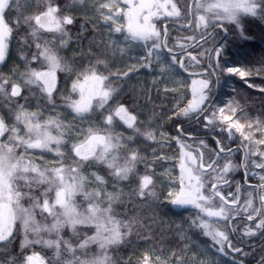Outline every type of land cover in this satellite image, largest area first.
Returning <instances> with one entry per match:
<instances>
[{
	"label": "snow or ice",
	"instance_id": "obj_1",
	"mask_svg": "<svg viewBox=\"0 0 264 264\" xmlns=\"http://www.w3.org/2000/svg\"><path fill=\"white\" fill-rule=\"evenodd\" d=\"M125 2L128 3L129 0ZM118 3L119 0H109L108 3L100 5L104 21H112L115 24L117 15L127 16L129 23L128 34L124 36L125 41H144L147 55L140 56L137 64L125 72L119 74L108 72L105 75L104 71L108 69L107 58L101 59L98 55L95 64L79 70L81 61L73 59L74 66H69L60 55V51L68 45V40L64 38L68 36V32L64 26L74 23L71 15L64 14L66 10L64 7L58 6L54 0H44L46 10L38 8L37 14L24 17L23 10L28 7L29 0H0V64L5 63L10 39L14 38V29L21 28V23L31 29L27 36L20 38V47L27 52V55L21 56L25 61V70L21 72L18 68H13L11 75L7 76L0 72V97L6 102L0 103V113L7 109L6 114H0V242H10L14 236V227L19 224L23 235L19 245L21 250L19 255L24 256L22 264H45L46 257L38 252L33 251L32 254L25 255L31 245H42L53 250L49 264H110L107 254L109 248L121 244L132 231L133 220L116 218L119 214L113 205L122 203L121 197L125 194L118 182L127 180L130 173L135 174L137 163L145 159L141 157L139 151L132 150L131 145L136 143L141 135L146 140H154L155 136L150 131H141L137 117L131 115L123 103L115 108L111 107L109 102L114 100L118 89L111 87L109 81L113 76L127 77L129 73L139 71L140 68H149L156 63L159 52L164 49L172 53L173 49L168 47L167 30L163 32L166 39L161 41V32L150 21L153 16L158 17L160 9H164L163 14L170 17H180L181 10L175 3H171V0H165V4L150 2L135 6L139 11L134 14L121 10L113 13L111 9ZM168 4L171 5V11L166 10ZM257 7H260L257 0H216L215 3L207 4L195 0L196 9H202L205 13L223 9L228 19H234L236 11L241 9L255 15ZM104 8H109V13L105 14L102 11ZM153 8L158 11L153 12ZM145 9L148 10V15L143 17L141 26L138 23L139 15ZM8 13H15V23ZM189 13H192L191 9ZM204 21L205 16L200 15L196 21L197 27ZM41 30L52 33V37L49 39L40 35ZM111 31L123 33L124 28L117 26ZM148 42H151V47H148ZM33 44L35 51H32ZM108 47L104 45L105 50ZM111 49L115 53L117 45L111 44ZM212 51L217 56L220 55L219 49L214 48ZM191 59L196 63L200 62L198 56H192ZM177 63L180 68L187 70V64L176 55L171 56V61L167 65H163L162 62V65L158 66L161 67V72L165 73ZM99 66H103V69ZM209 66L214 71L208 73V78L193 80V99L188 102L186 108L180 109L177 115L187 116L193 113L197 123L203 122L205 129L217 132V135L212 137L215 148L205 140H200L197 151L199 152V147L202 146L207 156L201 154L199 157H193L191 152L182 151V156H186L188 162L181 161L180 189L179 192H174V198L169 202L176 206L190 205L198 210L193 223L203 229L204 235L210 236L215 244L221 245L218 251L223 252V245L227 243L233 251L240 252L241 249L231 244L225 231H217L204 217L220 218L228 222L233 218V214L239 217L244 213L248 221L255 223L256 230H264V204L260 208H255L251 199L259 196L264 202V148L259 147L264 145V118L238 117L239 106L234 101H229L224 106L211 103L210 77L216 75L215 69L238 75L241 79L252 75L253 70L239 67L224 68L220 64ZM255 71L264 72V68ZM59 72L76 74L71 92L67 96H62L65 115L61 118L58 113L56 116L41 120L40 112L28 110L31 98L38 100V108L48 109L51 106L54 110L57 107L55 95L67 91L57 84ZM85 84L91 86L87 94ZM77 90L80 99L74 100L72 93ZM260 91L264 92V87L260 88ZM68 109L71 112H67ZM71 113L75 115L68 120ZM12 116L14 120L10 121ZM117 117L123 121L126 129L130 130L127 136L124 132L115 131L120 126L116 121ZM64 120H68V123L65 124ZM85 123L88 124L87 129L83 127ZM177 132L181 137L185 134L183 127H179ZM236 133H239L240 148L244 150L243 165L246 168V176L260 175L262 182L259 186L249 185L253 191L248 192L250 198L244 201L243 207L240 205L242 199L239 195L242 191L240 186L236 187L235 192L229 190L226 194H222L221 187L228 185L231 189L228 175L236 165L230 159L233 148L227 141H234ZM256 133L260 134L259 139L256 138ZM73 134L77 139L80 136L84 139L72 144L68 149L65 136L72 138ZM173 139H176L182 150L192 147L183 139L176 137ZM17 149L22 151L18 153ZM32 149H40L41 155L55 152L57 159L51 166L38 164L35 162V156L29 155V150ZM116 153H124L123 164L118 162ZM211 153H215V159ZM252 157L258 159L253 160ZM160 159L161 157H154L153 162L157 163ZM68 160H72V164H68ZM221 160L226 163L221 165ZM93 162L104 163L111 170L110 174L113 177L111 192L107 190L108 181L103 176L95 172L90 175L83 173L85 163L90 165ZM253 169H260L261 172L257 173ZM153 175L151 173L143 175L138 189H132L128 195L155 197ZM169 176L171 178L170 173ZM172 187L175 190V182ZM78 196L82 199L78 200ZM230 204L233 207H229ZM37 216L44 222H39ZM236 230L233 228V232ZM42 234H47L48 238ZM245 235L254 236L256 231L248 227ZM94 245L98 246L99 251L92 247ZM0 250H3L2 247ZM157 260L158 264H166L163 258L158 257ZM11 264L21 262L13 258ZM143 264H150L147 256ZM176 264H198V261L195 257L186 261L181 255Z\"/></svg>",
	"mask_w": 264,
	"mask_h": 264
},
{
	"label": "trees",
	"instance_id": "obj_2",
	"mask_svg": "<svg viewBox=\"0 0 264 264\" xmlns=\"http://www.w3.org/2000/svg\"><path fill=\"white\" fill-rule=\"evenodd\" d=\"M54 2L66 9L65 15H71L74 18L72 25L64 26L68 32V36L64 37L68 40V45L60 51V55L64 57L69 66H74L72 61L75 59L81 61L79 70H83L95 64L99 55L101 59H108V69L104 71L105 75L108 72L119 74L128 70L120 64L118 55L113 53L111 44L104 37L103 26L110 23L109 21L104 23V19V22L102 21L100 5L104 3V0H83L82 3L80 0H54ZM257 2L260 7H257L255 15L247 13L237 22L223 21L219 23L221 29L218 27L210 28L207 34H203L204 38H201L199 32L193 27L194 0H171V3H175L181 10V16L170 17L164 15L163 18L155 20L156 27L161 32V41L166 39L163 35L164 30L169 33L167 37L168 47H171L173 52L168 53L167 49H164L168 54L179 57L181 49L186 45L180 44L192 42L189 45V47L192 46L190 51L193 56H198L200 62L196 63L190 57H186L183 62L187 64V71H204L201 73L202 75L196 76L208 78V73L214 71L209 65L216 64H220L224 68L239 67L253 70L252 75L243 79L238 75L228 74L226 71L220 72L219 69H215L216 75L210 77L212 86L211 103L216 106H224L229 101H234L239 106L237 109L238 117L247 116L252 119L264 118V92L260 91V88L264 87V72L257 73L255 71L264 68V0H257ZM169 7H171L170 4ZM38 8H45L46 10L44 0H29L28 7L23 10V16L28 17L37 14ZM189 9L192 10L191 14ZM8 16L15 23V13H8ZM32 23L34 24V21ZM30 32L31 29L23 23H21V28L14 29V38L10 39L9 52L5 63L0 64V72L6 76L11 75L4 69L6 66L11 71L13 68H18L21 72L25 70V61L21 59V56L27 55V52L21 49L20 38L27 36ZM189 34H192L194 40L186 39ZM40 35L50 39L53 34L41 30ZM28 38L31 39L30 36ZM104 45L109 47L105 50ZM212 45L220 49V55L217 59L211 55V59L206 63V55ZM125 47L129 48V45L126 44ZM132 50L133 54L141 55L139 53H143L136 44H133ZM32 51H35L34 44L32 45ZM199 53L205 54L198 55ZM99 67L103 69V66ZM175 68L183 82L174 89L156 88L152 84L145 83L140 76L135 75V72L129 73L127 77L122 75L110 77L111 87L118 89L114 100L109 102L111 107L115 108L123 103L129 109V113L137 117L141 131H150L155 136L154 140H146L141 135L137 138V142L131 145V149L139 151L141 157L145 159L137 163L135 174L130 173L127 180L118 182L125 194L121 197L122 203H116L113 207L119 214L116 217L117 219L133 220L134 223L132 231L124 241L109 248L107 254L110 258V264H142V260L148 253L166 255L176 260L181 255L185 258L189 253H196L204 258V264H264V230H256L255 223L248 221L246 214L242 213L239 217L233 214L231 222L227 223L225 229L231 244L241 249V251H233L232 247L225 243L223 245L224 251L221 252L218 251L221 245L211 241L209 236L204 235L203 229L196 227L193 223L198 210L194 208H176L168 200V192L173 189V182H175V188L178 185L174 159L179 157V149L176 145V139H173V137L183 139L184 142L188 141L195 146L199 145L200 140H205L211 147L215 148V141L212 137L217 135V132H210L205 129L203 122L197 123L193 113H189L187 116L177 115L180 109L188 106V102L193 99V94L188 83L191 75L185 74L179 63ZM74 81H76L75 72L72 74L59 72L57 74V84L62 88H66L67 91L55 95L57 107L54 110L51 106L48 109L38 108V100L31 98L28 110L40 112L41 120L56 116L58 113L63 118L65 106L62 96H67L71 92ZM82 81L83 77H81ZM250 84L253 86L249 87ZM72 99H80L79 90L72 93ZM0 103H6L3 97H0ZM40 103H47V101H40ZM67 112H71V110L68 109ZM6 113L7 109L0 114ZM74 115L75 113H71L68 120H71ZM11 120H14V116L10 118ZM68 120L63 122L67 124ZM116 121L120 126L115 131L117 133L124 132L127 136L130 130L126 129L119 117L116 118ZM242 122L245 121L242 120ZM76 123L79 124L78 121ZM20 127L23 128V125ZM83 127L87 129L88 124L85 123ZM179 127H183L185 130L182 137L177 132ZM259 136L260 134L256 133L257 139H259ZM83 139V136L77 139L75 134L72 138L65 136L66 147L70 149L72 144L79 143ZM227 143L233 148L230 159L236 167L228 175L231 189L228 188V185H221V187L224 194H226L229 190L235 192L236 187L240 186L242 188L239 194L242 197L240 205L243 207L244 201L250 198L248 192L253 191L249 185L259 186L262 182L260 175L248 174L246 176V168L243 165L244 150L240 148L239 133H236L234 141L230 140ZM259 147L264 148V145ZM199 150L201 154L208 155L202 146L199 147ZM21 151L22 149H17L18 153ZM29 155L35 156L36 163L47 164L48 166H51L57 159L55 152L41 155L40 149L29 150ZM116 155L118 156V162L123 164L124 153H116ZM210 155L215 159V153ZM154 157H161V159L154 163ZM251 159L255 160L258 157H252ZM67 163L72 164V160H68ZM224 163L226 161H220L221 165ZM253 171L261 172L260 169H253ZM92 172L103 176L108 181L107 190L109 192L113 190V177L106 164L93 162L89 165L85 163L83 173L90 175ZM146 173L154 174L155 187L153 190L156 196H129L128 193L132 189H138L140 178ZM77 199L80 200L82 197L78 196ZM251 199H253V207H261L262 203L259 196L251 197ZM104 206H107L106 200ZM229 207H233V205L230 204ZM37 220L41 223L44 222L40 216H37ZM196 223L198 224L199 221H196ZM248 227L255 230L256 235H245ZM183 228H185L184 234H182ZM233 228L237 230L233 232ZM42 235L48 238L47 234ZM184 237H187V240ZM31 238L30 235L29 239ZM22 239V230L17 224L14 227V236L10 242H0V247L3 249L0 250V264H11L13 258L22 264L24 256L19 255L21 251L19 245ZM92 247L99 251L98 246L94 245ZM33 251L46 257L45 264H49V260L53 257V250L42 245L29 246L25 255L32 254Z\"/></svg>",
	"mask_w": 264,
	"mask_h": 264
},
{
	"label": "rangeland",
	"instance_id": "obj_3",
	"mask_svg": "<svg viewBox=\"0 0 264 264\" xmlns=\"http://www.w3.org/2000/svg\"><path fill=\"white\" fill-rule=\"evenodd\" d=\"M108 2H109V0H104V3H108ZM150 2L165 4V0H129L128 3H126L125 0H119V3L114 8H112L111 11L113 13H115L117 10H121L124 13L134 14V13L139 11L138 7H135V6H138L142 3H150ZM201 2H203L205 4L215 3L216 0H201ZM193 7H195V0H194V6ZM194 9H195V12L193 13V15H194L193 27L197 30V32H199V35H201V33L207 34L208 31L210 30V28H213V27L214 28L218 27L219 29H221V26L219 25V23H221L223 21L237 22L243 15L250 13V12H245L242 9L237 10L235 13V18L234 19H228L227 15L224 13L223 9H215L212 12H207V13H205L202 9H199V10L196 8H194ZM166 10L171 11V7H169V4L166 5ZM102 11L105 14H107V13H109L110 9L104 8ZM152 11L157 12L158 10L156 8H153ZM163 12H164V9H160L158 17L153 16L151 18L150 23H152L153 25L156 26L155 20L163 18L164 17ZM145 15H148L147 9H145L143 12H140L138 23L141 26L143 25V17ZM200 15L205 16V21L203 23H200L199 26L197 27L196 21L198 20ZM102 21H103V16H102ZM109 22H110L109 24L104 22L106 24L103 26V34H104L105 39L110 44L115 43L117 45V49H116L114 54L118 55L120 64L124 65L126 68H129L134 64H137V60L140 56H146L147 55V48L145 47V42L139 41V40L125 41L124 36L128 34L127 28H128V23H129L127 16L122 15V14L117 15L115 24H113L112 21H109ZM117 26H123L124 32L123 33H116V32L111 31V29H114ZM134 26H135V23H134ZM218 28H217V30H218ZM157 30H158V28H157ZM186 39L194 40L192 34H189ZM126 44L129 45V48L125 47ZM133 44H136L141 48V50L143 51V53L142 52L139 53L141 55H137L136 53L135 54L132 53ZM184 44H186V45L184 46V48L181 49L180 55H184V53H191L189 45L192 44V42L183 43L180 45H184ZM148 47H151V42H148ZM121 49H123V50L121 51ZM216 49H219V48L216 47ZM123 53L127 54V55H124ZM180 55H179V57H180ZM171 56L172 55L168 54L165 50L160 51L159 52V58L156 60V63H154L152 65V67L140 68L139 71L135 72V75L140 76L145 83L152 84L156 88L174 89L181 82H183V81H181V77L175 68V66L178 63L173 65L172 68L165 73H162L161 67L158 66V65H162V62H163V65H167L168 63H170ZM4 69H6L7 73L11 74V70L9 67L6 66ZM200 79H203V78L201 76H196V75H194V76L191 75L189 77L188 83L190 85L191 90L193 89V80L199 81ZM81 83H83V81ZM90 87H91L90 84H85V94H87V91ZM192 94H193V92H192ZM185 143L192 145L188 141ZM176 145L179 149V157H177V159H174V158L173 159L175 160L174 161V169L176 170V181H177L178 185L175 188V190H173V189L169 190V192H168V200L169 201L174 198V192H179V189H180L179 178L181 176V161L183 160L186 163L188 162L187 157L182 156V151L185 153L191 152V155L193 157H199L201 155L200 150L198 152L197 146H195V145H192L191 148H184L183 150L181 149V146L179 144H177V142H176ZM234 151H236V150H234ZM198 162H199V160H198ZM170 193H173V195H170ZM222 194H224L223 191H222ZM229 199H231V198H229ZM261 203L264 204V202H262V201H261ZM173 206L176 208H193L190 205H187V206L173 205ZM205 219L209 220V222L213 225V227L217 231H225L227 223L231 222L230 220L228 222H225L220 218L205 217ZM184 232H185V228L182 229V234H184ZM184 238H185V240H187V237H184ZM210 239H211V241H213L211 237H210ZM184 249L186 250V247ZM146 256L148 257L150 264H158V260H157L158 257L163 258V260L166 262V264H176V262H177L176 259H173L170 256H166V255H158V254H154V253H148ZM193 257L196 258V260L198 261V264H199V262H202V264H204V258L202 256H200L199 254H196V253L187 254L185 257V260L188 261ZM143 261H144V259L142 260V264H143Z\"/></svg>",
	"mask_w": 264,
	"mask_h": 264
},
{
	"label": "flooded vegetation",
	"instance_id": "obj_4",
	"mask_svg": "<svg viewBox=\"0 0 264 264\" xmlns=\"http://www.w3.org/2000/svg\"><path fill=\"white\" fill-rule=\"evenodd\" d=\"M205 36H207V35H205ZM203 38H204V37H203ZM214 48L216 49V46H214V45H212V46L209 48V50H208V52H207V55H206V60H207L206 63H208L209 56H211V55H213V56L215 57V59L218 58V56H216V53L212 51V49H214ZM190 57H192V56H190ZM185 58H186V57H185Z\"/></svg>",
	"mask_w": 264,
	"mask_h": 264
},
{
	"label": "water",
	"instance_id": "obj_5",
	"mask_svg": "<svg viewBox=\"0 0 264 264\" xmlns=\"http://www.w3.org/2000/svg\"><path fill=\"white\" fill-rule=\"evenodd\" d=\"M217 56V55H216ZM188 74H190V75H196V74H200V73H202V71H197V72H187Z\"/></svg>",
	"mask_w": 264,
	"mask_h": 264
}]
</instances>
